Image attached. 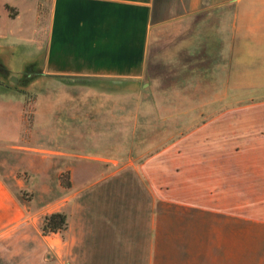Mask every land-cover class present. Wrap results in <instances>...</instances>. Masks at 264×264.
<instances>
[{
  "label": "crops",
  "instance_id": "obj_1",
  "mask_svg": "<svg viewBox=\"0 0 264 264\" xmlns=\"http://www.w3.org/2000/svg\"><path fill=\"white\" fill-rule=\"evenodd\" d=\"M1 3L0 25L14 8L19 28L7 32L0 26V61L9 73L39 68L54 80L137 88L146 75L152 30L191 17L196 48L211 64L264 73V0H50L40 61L31 36L23 49L12 40L21 26L35 23L38 0ZM246 109L226 111L140 166L152 201L146 212L116 206L73 210L66 230L40 233L36 263L264 264V219L207 204L211 198L204 190L215 165L203 160V151L239 146L264 155V102ZM23 217L0 181V232Z\"/></svg>",
  "mask_w": 264,
  "mask_h": 264
},
{
  "label": "rangeland",
  "instance_id": "obj_2",
  "mask_svg": "<svg viewBox=\"0 0 264 264\" xmlns=\"http://www.w3.org/2000/svg\"><path fill=\"white\" fill-rule=\"evenodd\" d=\"M49 7L50 0H38L35 23L12 37L23 49L31 36L38 61ZM7 11V23L0 26L17 32L16 10ZM195 21L152 30L146 75L137 88L54 80L39 68L9 73L0 61V181L24 214L0 232V264H37L41 225L51 213L150 209L147 183L137 172L142 164L226 111L264 102V73L228 72L223 64H211L196 48ZM202 158L215 165L204 185L207 204L264 219V167L257 166L264 155L222 146L203 151Z\"/></svg>",
  "mask_w": 264,
  "mask_h": 264
},
{
  "label": "trees",
  "instance_id": "obj_3",
  "mask_svg": "<svg viewBox=\"0 0 264 264\" xmlns=\"http://www.w3.org/2000/svg\"><path fill=\"white\" fill-rule=\"evenodd\" d=\"M211 118V117H209ZM209 118L202 120L199 124H197L195 127H193L192 129L198 127L199 125L203 124L204 122H206ZM190 131V130H189ZM186 132H182L179 134V137H182ZM66 185L68 186V181L65 182ZM67 227V219H66V215L60 212H55V213H51L49 215H46L43 219L42 225H41V232L44 235H48V234H55L58 232H62L64 230H66Z\"/></svg>",
  "mask_w": 264,
  "mask_h": 264
}]
</instances>
